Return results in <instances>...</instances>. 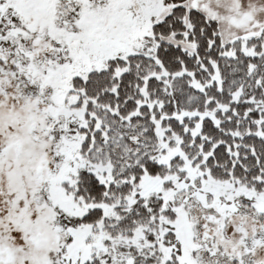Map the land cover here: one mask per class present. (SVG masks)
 Listing matches in <instances>:
<instances>
[{
  "label": "snow or ice",
  "instance_id": "6c2138e0",
  "mask_svg": "<svg viewBox=\"0 0 264 264\" xmlns=\"http://www.w3.org/2000/svg\"><path fill=\"white\" fill-rule=\"evenodd\" d=\"M0 264H264V0H0Z\"/></svg>",
  "mask_w": 264,
  "mask_h": 264
}]
</instances>
